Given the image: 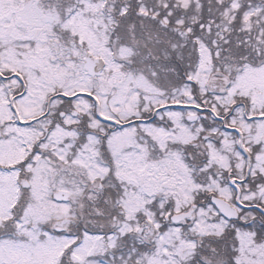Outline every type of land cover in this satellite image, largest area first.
I'll list each match as a JSON object with an SVG mask.
<instances>
[{"label": "snow or ice", "instance_id": "6c2138e0", "mask_svg": "<svg viewBox=\"0 0 264 264\" xmlns=\"http://www.w3.org/2000/svg\"><path fill=\"white\" fill-rule=\"evenodd\" d=\"M0 264H264V0H0Z\"/></svg>", "mask_w": 264, "mask_h": 264}]
</instances>
